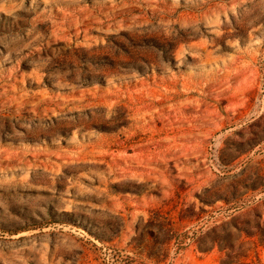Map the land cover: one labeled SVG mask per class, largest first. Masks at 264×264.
I'll list each match as a JSON object with an SVG mask.
<instances>
[{
	"label": "rangeland",
	"instance_id": "rangeland-1",
	"mask_svg": "<svg viewBox=\"0 0 264 264\" xmlns=\"http://www.w3.org/2000/svg\"><path fill=\"white\" fill-rule=\"evenodd\" d=\"M0 264H264V0H0Z\"/></svg>",
	"mask_w": 264,
	"mask_h": 264
},
{
	"label": "bare ground",
	"instance_id": "bare-ground-1",
	"mask_svg": "<svg viewBox=\"0 0 264 264\" xmlns=\"http://www.w3.org/2000/svg\"><path fill=\"white\" fill-rule=\"evenodd\" d=\"M130 19H131V18H130ZM173 38H174V37H173ZM171 41H172V40H171ZM165 48H166V46H165ZM165 48H164V49H165ZM162 49H163V48H162ZM153 51H154V50H153ZM166 52H168V51H166ZM168 54H169V53H168ZM168 54H167V55H168ZM155 55H156V54H155ZM162 55H163V54H162ZM166 57H167V56H166Z\"/></svg>",
	"mask_w": 264,
	"mask_h": 264
}]
</instances>
